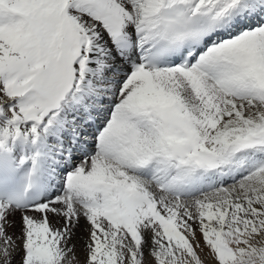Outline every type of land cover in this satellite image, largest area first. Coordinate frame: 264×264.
<instances>
[{
    "label": "snow or ice",
    "instance_id": "obj_1",
    "mask_svg": "<svg viewBox=\"0 0 264 264\" xmlns=\"http://www.w3.org/2000/svg\"><path fill=\"white\" fill-rule=\"evenodd\" d=\"M0 264H264V0H0Z\"/></svg>",
    "mask_w": 264,
    "mask_h": 264
},
{
    "label": "bare ground",
    "instance_id": "obj_2",
    "mask_svg": "<svg viewBox=\"0 0 264 264\" xmlns=\"http://www.w3.org/2000/svg\"><path fill=\"white\" fill-rule=\"evenodd\" d=\"M83 236L86 239V234H84L81 230L77 231L76 243L80 246H83V240H80L79 237Z\"/></svg>",
    "mask_w": 264,
    "mask_h": 264
},
{
    "label": "rangeland",
    "instance_id": "obj_3",
    "mask_svg": "<svg viewBox=\"0 0 264 264\" xmlns=\"http://www.w3.org/2000/svg\"><path fill=\"white\" fill-rule=\"evenodd\" d=\"M83 246H80L77 244V255L80 257V259H83Z\"/></svg>",
    "mask_w": 264,
    "mask_h": 264
}]
</instances>
